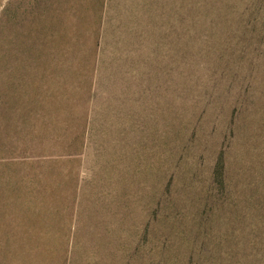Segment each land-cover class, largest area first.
I'll use <instances>...</instances> for the list:
<instances>
[{"label": "rangeland", "instance_id": "obj_1", "mask_svg": "<svg viewBox=\"0 0 264 264\" xmlns=\"http://www.w3.org/2000/svg\"><path fill=\"white\" fill-rule=\"evenodd\" d=\"M2 255L264 264V0H0Z\"/></svg>", "mask_w": 264, "mask_h": 264}, {"label": "trees", "instance_id": "obj_2", "mask_svg": "<svg viewBox=\"0 0 264 264\" xmlns=\"http://www.w3.org/2000/svg\"><path fill=\"white\" fill-rule=\"evenodd\" d=\"M220 161H221V160H220ZM220 161L218 162V164H217V166H216V173H217V174H220V173H221V170H220V169L222 168V163H221ZM28 253H32V252H30V251H29V252H26V253L23 255V257H22V262H23V258H24V256L27 255ZM6 256H7V255H2V258H1V259H2V264H12V261L10 260V258H7ZM1 259H0V260H1Z\"/></svg>", "mask_w": 264, "mask_h": 264}]
</instances>
